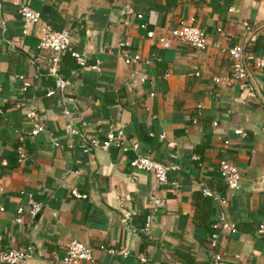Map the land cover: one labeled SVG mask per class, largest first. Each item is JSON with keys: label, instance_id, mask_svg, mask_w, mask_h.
Instances as JSON below:
<instances>
[{"label": "crops", "instance_id": "0c3cea01", "mask_svg": "<svg viewBox=\"0 0 264 264\" xmlns=\"http://www.w3.org/2000/svg\"><path fill=\"white\" fill-rule=\"evenodd\" d=\"M23 5L39 13L26 33ZM192 18L204 48L160 46ZM46 27L66 30L86 65L69 53L53 63L38 47ZM236 45L264 52V0H0V252L61 264L77 240L92 248L84 264H210L215 252L221 264H264V101L249 75L235 77ZM247 64L264 94V69ZM30 112L44 125L35 136ZM111 131L107 149L84 150ZM139 156L169 166L168 183L132 167ZM222 158L237 166L238 190L222 179Z\"/></svg>", "mask_w": 264, "mask_h": 264}, {"label": "built area", "instance_id": "2783aa9c", "mask_svg": "<svg viewBox=\"0 0 264 264\" xmlns=\"http://www.w3.org/2000/svg\"><path fill=\"white\" fill-rule=\"evenodd\" d=\"M128 12H131V9L129 8L127 10ZM19 13L22 18V26H23V32H27V27L30 22L36 21L39 18V13L32 8H30L27 5H23L19 8ZM139 18H142V14L137 15ZM246 25V24H245ZM141 26L143 28L146 27L145 23H142ZM218 31H221L220 28L217 29ZM147 36L149 38H154L155 33L151 30H148ZM176 39L181 42L188 43L189 45L202 49L206 45V39H205V32L203 29H201L198 25L194 24V19L192 18L189 21L183 20L180 21L178 26L175 28H172L169 30L168 34L161 35L157 37V41L163 48H168L171 46V40ZM72 40L69 35V33L66 30H54L49 27H46L43 30V33L40 37L39 41V49L51 52L53 56L51 57V61L53 63H57L60 59L61 55H64L66 53H69L72 57H74L79 64V66H85L87 62V55L85 52H78L75 51L72 48ZM228 54L231 57L233 61V67H234V75L237 79L246 78L248 75V60L252 59L254 62V65L256 68L264 69V52L258 55H250L247 53L245 47L243 45H236L232 48H229ZM139 56H135L134 58H129L126 60V62H129L130 60L135 61L138 60ZM91 68L99 69L98 63L91 66ZM216 82H219L220 79L216 78ZM67 81L63 80L62 78L56 79V88L62 89ZM26 83L23 84V89H26ZM55 90L51 89L47 92L48 96H51L54 93ZM0 113H1V106H0ZM65 113H68L67 110H65ZM29 118L33 121L32 129L30 130V135L35 136L41 132L44 131V125L37 120V114L35 112H30L28 114ZM70 132L74 133L76 132L75 129L71 128ZM236 133H241V130H236ZM119 135L113 131L109 132L106 136V140L104 142H101L99 139H92L90 143L85 146L84 150L88 151L91 147L95 148H102L107 149L110 144L117 141V138ZM228 144V141L225 142V145ZM18 152V162H22L26 158V153L22 146H18L17 148ZM130 165L132 167L145 170L147 172H150L155 180L159 184L168 183L167 180V173L170 169L169 166L155 161L151 159L149 156H139L131 160ZM219 172L224 180L226 186L228 189L231 190H238L240 188V179L241 175L236 165H234L229 160L222 158L219 162ZM171 185L174 187H178V184L176 182H171ZM3 191V188L0 184V192ZM206 194H209L210 192L205 190ZM72 194L76 197H82L85 198L86 195L80 194L76 189L72 190ZM31 204V211L32 213H35L38 211L40 204L35 201H30ZM154 204L158 205L159 200L155 199ZM151 215L147 217L146 222V229L150 227L151 223ZM16 222L20 223V219L17 217ZM224 227L229 228L231 231H235L233 224H223ZM260 232H264V226L261 225L259 228ZM212 246H216V240L215 238L211 241ZM31 255L27 251L19 250L16 248H8L5 250H2L0 252V264H19L29 258ZM222 255L219 252L213 253L212 260L210 264H221L222 262ZM92 261V248L88 246L87 244L72 240L67 245L66 252L60 259L61 264H84Z\"/></svg>", "mask_w": 264, "mask_h": 264}, {"label": "water", "instance_id": "95a60500", "mask_svg": "<svg viewBox=\"0 0 264 264\" xmlns=\"http://www.w3.org/2000/svg\"><path fill=\"white\" fill-rule=\"evenodd\" d=\"M260 27V26H259ZM256 29H258L257 27L256 28H253L250 32H249V34H248V37H247V39H246V44H247V42H248V40L250 39V37L254 34V32L256 31ZM248 75H249V77H250V79H251V81H252V83H253V86L255 87V89H256V91H257V93L259 94V96H260V98L264 101V94L262 93V91L260 90V88L258 87V84L254 81V79H253V77L251 76V73L250 72H248Z\"/></svg>", "mask_w": 264, "mask_h": 264}, {"label": "trees", "instance_id": "16d2710c", "mask_svg": "<svg viewBox=\"0 0 264 264\" xmlns=\"http://www.w3.org/2000/svg\"><path fill=\"white\" fill-rule=\"evenodd\" d=\"M70 55V54H69ZM71 56V55H70ZM60 61V60H59Z\"/></svg>", "mask_w": 264, "mask_h": 264}]
</instances>
